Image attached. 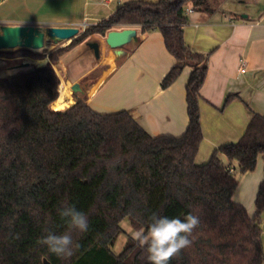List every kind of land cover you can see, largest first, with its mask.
<instances>
[{"label": "trees", "instance_id": "trees-1", "mask_svg": "<svg viewBox=\"0 0 264 264\" xmlns=\"http://www.w3.org/2000/svg\"><path fill=\"white\" fill-rule=\"evenodd\" d=\"M189 6L207 9L208 0H128L65 46L43 52L0 50L3 56H48L56 62L93 34L106 36L134 25L142 33L161 31L176 59L162 79L163 88L187 65L193 67L186 85L189 122L181 135H152L130 111L99 112L83 99L54 109L61 81L51 64L0 78V264H44V258L52 264H150L135 241L120 253L112 246L127 216L146 228L153 213L199 217L191 246L168 264H264V114L255 112L239 140L196 162L204 138L200 100L208 55L184 38ZM260 156L263 177L251 215L235 200L240 179L234 164L241 173L251 172ZM66 205L84 212L89 225L101 210L104 225L76 257L62 259L39 240L49 230H67L59 216ZM85 233L73 231L74 242Z\"/></svg>", "mask_w": 264, "mask_h": 264}, {"label": "crops", "instance_id": "crops-1", "mask_svg": "<svg viewBox=\"0 0 264 264\" xmlns=\"http://www.w3.org/2000/svg\"><path fill=\"white\" fill-rule=\"evenodd\" d=\"M125 1L112 0L107 5L102 0H0V50L27 47L41 52L49 44V49L67 45L70 40H60L53 28L96 24ZM188 15L185 40L208 55L200 100L204 138L196 157L197 163H204L215 148L239 140L255 112L264 114V0H208L207 9L194 8ZM7 26H23L26 32L16 37L5 35ZM127 27L135 28L137 35L122 47V54L107 44L106 36L93 34L56 62L48 56L0 55V68L51 64L60 86L65 85L68 102L53 106L61 98L59 88L54 109H65L83 99L99 112L130 111L152 135H181L189 122L186 85L193 67L187 65L163 88L162 79L176 59L162 32L142 33L139 26ZM91 41L99 42V56L89 46ZM242 59L246 60L244 70ZM75 83L80 84L77 91L73 90ZM229 95L234 97L226 103Z\"/></svg>", "mask_w": 264, "mask_h": 264}, {"label": "clouds", "instance_id": "clouds-1", "mask_svg": "<svg viewBox=\"0 0 264 264\" xmlns=\"http://www.w3.org/2000/svg\"><path fill=\"white\" fill-rule=\"evenodd\" d=\"M59 216L66 224L67 230L62 234L49 230L40 238L39 243L47 246L49 252L57 257L68 259L80 248V244L74 242L72 232H87L88 218L74 205H66L59 209ZM199 223V217L191 213L185 215L183 219L153 213L146 228L134 231L132 239L146 251L150 264H168L172 258L179 256L183 249L191 246L190 237Z\"/></svg>", "mask_w": 264, "mask_h": 264}, {"label": "rangeland", "instance_id": "rangeland-1", "mask_svg": "<svg viewBox=\"0 0 264 264\" xmlns=\"http://www.w3.org/2000/svg\"><path fill=\"white\" fill-rule=\"evenodd\" d=\"M73 27H76L79 30H81L83 28V25L73 26ZM60 40H62V39H60ZM64 43H67V41H64ZM51 45L52 44H49L48 46L50 47ZM61 46H65V45L64 44L55 45L54 47H52L50 49H49V47L45 48V49H41V51L42 52L44 50L50 51V50H53L55 48H59ZM31 57H33V56H31ZM34 58H37V57H34ZM34 67H36V66H33V65L21 66V67L15 68V69H6L5 67H3V68H0V78H5V77H8V76H11V75L23 72V71H27V70L32 69ZM222 160H223V163L225 165L228 164V161L224 155H222ZM234 166H235V169L237 171L236 175L240 179L239 186H238L237 191L235 193V200L237 202L242 203L247 208L248 212L251 215H254L255 211H256L255 198H256V193H257V189L255 192V182H257V179L259 177H260L259 181H261V177L263 175L262 157L261 156L259 157L255 170L251 171V172L241 173L238 164L235 163ZM258 185H259V182H258ZM260 221H261V227L263 230L262 231V241H263V246H264V213L261 215ZM103 225H104L103 214H102V211L99 210L93 216V218L91 220V224L89 225L88 231L84 234V236L79 241L80 248H82L83 244L88 243L89 241L91 242L94 235L97 232L102 230ZM121 225H122V230H121L120 234L118 235V237L116 238L114 245L112 246L113 251L116 253H120L128 243L133 242L132 234L134 231L143 228L140 224H138L137 221H135L130 216H127L121 222ZM0 245H3V240H2L1 236H0ZM80 248L75 251L74 257H76L79 254Z\"/></svg>", "mask_w": 264, "mask_h": 264}, {"label": "water", "instance_id": "water-1", "mask_svg": "<svg viewBox=\"0 0 264 264\" xmlns=\"http://www.w3.org/2000/svg\"><path fill=\"white\" fill-rule=\"evenodd\" d=\"M26 32V27L23 26H7L4 29L5 35L12 36H21ZM52 32L62 40H71L72 37L77 35L80 30L76 27H55L52 29ZM137 35V30L133 27H126L122 29H113L110 30L106 35L107 44L114 48L117 54H122V47L129 43L133 37ZM28 43H26L27 45ZM15 45V44H14ZM13 45V46H14ZM89 46L93 48L96 56L100 55V44L97 41L89 42ZM27 64H22V66H26ZM80 89V84L75 83L73 85V90L77 91ZM44 264H52L50 260L44 258Z\"/></svg>", "mask_w": 264, "mask_h": 264}, {"label": "bare ground", "instance_id": "bare-ground-1", "mask_svg": "<svg viewBox=\"0 0 264 264\" xmlns=\"http://www.w3.org/2000/svg\"><path fill=\"white\" fill-rule=\"evenodd\" d=\"M60 91H61L62 95H61V98L53 104V106L55 108H59V107H62L64 105L68 104V102H66V100H65V98H66V88H65L64 84H62L60 86Z\"/></svg>", "mask_w": 264, "mask_h": 264}, {"label": "built area", "instance_id": "built-area-1", "mask_svg": "<svg viewBox=\"0 0 264 264\" xmlns=\"http://www.w3.org/2000/svg\"><path fill=\"white\" fill-rule=\"evenodd\" d=\"M111 1H112V0H102V2H103L104 4H107V5H108ZM193 11H194V8H193V7L189 6V7L187 8V13H188V14L191 13V12H193ZM82 25H83V29H85L89 24H88L87 22H84ZM245 65H246V60L242 59V60H241V70H244ZM231 171H233V168H231Z\"/></svg>", "mask_w": 264, "mask_h": 264}]
</instances>
